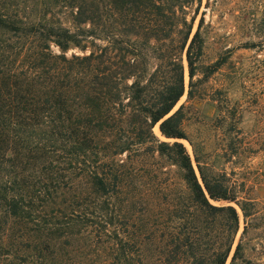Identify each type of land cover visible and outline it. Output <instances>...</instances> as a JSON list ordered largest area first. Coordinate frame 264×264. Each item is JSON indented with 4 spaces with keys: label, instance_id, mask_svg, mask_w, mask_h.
Wrapping results in <instances>:
<instances>
[{
    "label": "trees",
    "instance_id": "trees-1",
    "mask_svg": "<svg viewBox=\"0 0 264 264\" xmlns=\"http://www.w3.org/2000/svg\"><path fill=\"white\" fill-rule=\"evenodd\" d=\"M201 1L0 0V264H226L237 212L210 201L237 193L188 139L183 105L171 113L181 53L190 80L202 54ZM235 263L251 264L241 243Z\"/></svg>",
    "mask_w": 264,
    "mask_h": 264
},
{
    "label": "rangeland",
    "instance_id": "rangeland-1",
    "mask_svg": "<svg viewBox=\"0 0 264 264\" xmlns=\"http://www.w3.org/2000/svg\"><path fill=\"white\" fill-rule=\"evenodd\" d=\"M200 18L202 54L190 80L186 52L181 53L184 92L171 113L183 105L188 139L237 193V203L210 201L216 207L231 205L237 212L239 227L230 238L234 243L226 264H231L237 243L243 246L246 262L264 264V0H202L192 33ZM52 50L59 52L55 46ZM73 52L80 53L71 49L68 55ZM148 61L152 72L157 62ZM190 91L193 99L188 100ZM153 133L160 141L173 142L160 134L158 124ZM179 142L196 169L191 145L186 140ZM151 170L147 160L134 167L139 176L128 185L127 197H138L140 183L147 181ZM241 202L253 204L247 220L239 208ZM130 208L137 224L143 219L140 207L136 203ZM245 221L249 222L246 231ZM214 223L213 240L220 243L229 238L222 219L217 217Z\"/></svg>",
    "mask_w": 264,
    "mask_h": 264
}]
</instances>
